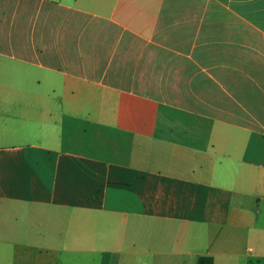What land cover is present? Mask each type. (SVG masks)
I'll list each match as a JSON object with an SVG mask.
<instances>
[{
  "label": "crops",
  "instance_id": "crops-1",
  "mask_svg": "<svg viewBox=\"0 0 264 264\" xmlns=\"http://www.w3.org/2000/svg\"><path fill=\"white\" fill-rule=\"evenodd\" d=\"M264 264V0H0V264Z\"/></svg>",
  "mask_w": 264,
  "mask_h": 264
},
{
  "label": "trees",
  "instance_id": "trees-1",
  "mask_svg": "<svg viewBox=\"0 0 264 264\" xmlns=\"http://www.w3.org/2000/svg\"><path fill=\"white\" fill-rule=\"evenodd\" d=\"M196 264H213V259L210 256H201Z\"/></svg>",
  "mask_w": 264,
  "mask_h": 264
}]
</instances>
